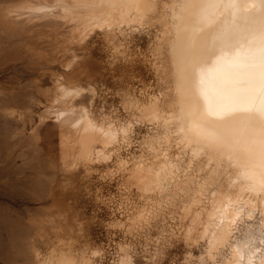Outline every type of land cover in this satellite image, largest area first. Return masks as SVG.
Here are the masks:
<instances>
[{"label": "rangeland", "instance_id": "rangeland-1", "mask_svg": "<svg viewBox=\"0 0 264 264\" xmlns=\"http://www.w3.org/2000/svg\"><path fill=\"white\" fill-rule=\"evenodd\" d=\"M23 1L0 0V264H217L206 258L199 230H188L186 173L163 194H146L128 180L155 153L149 142L158 126L142 121L140 109L167 101L171 87L166 0H157L146 22L95 29L78 40L67 33L70 20L55 25L7 13ZM61 86L75 92L61 98ZM76 108L98 123L131 122L128 140L105 149L108 161L62 166L56 147L50 150L62 134H73L52 117Z\"/></svg>", "mask_w": 264, "mask_h": 264}, {"label": "bare ground", "instance_id": "bare-ground-1", "mask_svg": "<svg viewBox=\"0 0 264 264\" xmlns=\"http://www.w3.org/2000/svg\"><path fill=\"white\" fill-rule=\"evenodd\" d=\"M164 5L171 87L167 101L139 110L142 121L158 126L149 142L155 153L149 162L139 160L128 180L146 194H163L186 173L188 230H199L208 261L264 264V0H166ZM156 7L157 0H24L7 13L55 25L70 20L65 31L78 40L95 29L146 22ZM58 89L61 98L75 92ZM76 109L51 112L52 123L63 121L73 134H59L50 150L56 147L62 166L108 161L105 149L128 140L131 122L98 123ZM172 144L180 149L177 155ZM196 174L201 181H195ZM206 195L208 203L197 211ZM54 264L76 263L64 258Z\"/></svg>", "mask_w": 264, "mask_h": 264}]
</instances>
